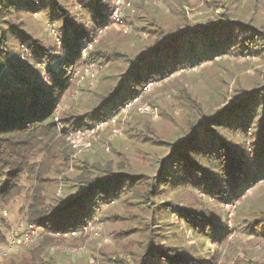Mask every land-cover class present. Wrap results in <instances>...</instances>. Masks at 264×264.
<instances>
[{"label":"trees","instance_id":"1","mask_svg":"<svg viewBox=\"0 0 264 264\" xmlns=\"http://www.w3.org/2000/svg\"><path fill=\"white\" fill-rule=\"evenodd\" d=\"M239 3L207 0L211 15L197 25L191 24L185 5L169 7L176 22L162 20L154 7L141 6L144 14H137L136 21L147 38L137 53L127 54L97 34L107 24L111 2L0 0V205L22 200L26 223L41 232L28 259L8 264H55L49 248L66 241L81 245L82 228L95 225L103 206H120L129 214L113 217L131 224L115 238L139 236L124 248L127 257L114 254L108 264H227L221 250H232L233 233L224 221L225 206L235 200L241 203L234 211V227L264 242L262 72L251 90L236 89L238 94H230L232 100L213 113H193L186 128L169 136L146 120L134 122L138 104L133 103L125 134L149 141L154 151L148 166L131 167L121 153L122 161L115 164L111 159L73 160L64 146L60 149L70 134L108 120L138 97L150 100L154 93L144 94L146 86L168 83L182 69L218 57L264 60V18L247 14ZM34 14L54 27L59 45L27 30L22 18L31 20ZM95 38L99 42L83 58L82 50ZM13 40L18 42L15 55ZM55 62L57 72L49 67ZM42 64L49 79L33 83L25 68ZM88 64L118 72L103 76V82L115 78L117 85L98 86L83 104L84 114L59 116L57 108L75 87L77 70ZM185 104L196 109L190 96ZM54 172H61L59 180L50 178ZM54 181L63 188L57 198L47 193ZM135 209L139 213H132ZM4 243L0 231V245ZM212 244L220 250H211ZM230 264L255 263L244 254Z\"/></svg>","mask_w":264,"mask_h":264},{"label":"rangeland","instance_id":"2","mask_svg":"<svg viewBox=\"0 0 264 264\" xmlns=\"http://www.w3.org/2000/svg\"><path fill=\"white\" fill-rule=\"evenodd\" d=\"M114 3V0H105ZM207 0H126L130 4V9L123 11L124 25L128 27L125 32L121 27L108 24L100 35L105 38L110 48L122 50L125 53L135 54L141 49V45L145 42L147 34L144 30L138 28L136 21L137 14H144L141 6L154 7L157 15H161L162 20L167 22H176L177 15L171 14L169 7L178 8L185 5L184 9L193 25H197L210 17V10L207 9ZM256 1H259L258 7L253 8ZM239 5L247 11V14L254 16H262L264 18V0H239ZM261 6H263L262 9ZM156 12V11H155ZM22 21L25 22L29 31L36 32L35 36L45 34L52 42L57 41L56 31L54 27L49 25L47 20L38 14H34L31 18L23 16ZM41 33V34H40ZM99 42L96 38L95 43ZM15 47L14 55L17 53L18 42L13 40ZM108 45V46H109ZM20 62V67L23 65ZM91 66L85 73L86 67L79 68L75 74V87L61 100L57 114L62 113L74 114L80 116L84 114L83 104L86 103L88 95L97 89L101 84L116 86V79L103 82V76L114 74L108 65L89 64ZM49 67L53 72L59 71V65L55 63ZM88 67V66H87ZM47 67L45 64L38 65L37 68H25L27 75L32 79L33 83H40L48 80ZM264 73V60L259 58H247L245 56L238 57H218L209 63L194 66L190 69H182L173 74L168 83L165 81L160 84L148 85L143 89V93L150 96L154 93V97L150 100L146 97H138L137 100L131 102L124 107L118 114L106 121L97 123L93 128L86 129L83 132L70 134L66 139L67 145H62L60 149L64 150L71 158L87 161H103L111 159L113 164L119 163L121 153L131 167L148 166L150 151L149 141L142 143V139L137 136H128L125 134L126 123L132 121L128 109L133 103H137V111L134 112V122L148 121L163 132L167 136L186 128L192 114L199 110L206 113H213L217 106L232 100L230 94H238L236 89L249 91L258 81V75ZM118 74V72L116 73ZM188 96L196 101V109H190L186 106ZM215 98V99H214ZM160 111L166 115L162 117ZM144 119V120H142ZM146 155V157H145ZM100 156V157H99ZM62 161H60V165ZM63 168V165L60 166ZM60 168L57 171H60ZM74 173L72 166L69 168V176ZM61 172H54L50 178L59 180ZM54 197H60L63 188L59 183L47 192ZM248 195L252 193L250 189ZM202 198H205L202 196ZM241 200H235L230 205H234L233 214L228 217L224 215L226 222L233 235L229 238L230 244L233 245L227 251L221 250V257L224 263H232L233 259L238 256L247 255L253 263L264 264V242L258 243V239L252 235H248L234 227V211L239 206ZM22 200H16L10 205H0V231L6 236L7 233L16 228L20 223L26 222L25 213H21ZM132 213H139L136 209ZM143 214V213H140ZM117 215L129 216L125 209L120 206H103L98 210L96 215V223L92 226L90 232L85 234L77 245L74 242L66 241L62 245L51 246L48 251V257H52L55 264H108L107 258H112L114 254H120L124 258V248L132 241L139 238L137 233L127 234L123 239L115 238V234L126 230L131 224L129 221L116 220L113 217ZM112 216V217H111ZM104 219V220H103ZM172 220V219H171ZM40 233L36 239L25 247H22L12 253L3 264H8L13 260L28 259L29 252L36 245L40 238ZM97 234V236H95ZM189 236V235H188ZM69 240V239H68ZM75 244V245H74ZM78 244V243H77ZM3 245H0V251ZM210 249L220 248L214 244L210 245ZM246 257V256H245ZM129 261V259L127 258Z\"/></svg>","mask_w":264,"mask_h":264},{"label":"built area","instance_id":"3","mask_svg":"<svg viewBox=\"0 0 264 264\" xmlns=\"http://www.w3.org/2000/svg\"><path fill=\"white\" fill-rule=\"evenodd\" d=\"M126 9H130L131 13H133V9H131L130 4L126 3V0H114L112 10L108 15V20L106 26L108 24L121 27L125 32L129 29L124 25V21L122 18L123 11ZM105 26V27H106ZM105 27H102L98 30V36H100ZM95 39H92L90 43H87L85 48L82 50L81 56L83 58L87 57L88 51L92 48V45L95 43ZM88 66V67H87ZM85 73L88 72V69L91 67L88 65L85 66ZM225 208L229 212L228 217L233 214L234 205H226ZM92 226L86 225L82 228V233L87 234L91 230ZM40 230L37 229L32 224H27L26 222L20 223L16 228L11 229L7 235L5 236V243L3 245V249L0 251V264H3L4 261L15 251L18 249L30 245L38 236ZM72 236H76L75 233H72ZM97 236V234H95Z\"/></svg>","mask_w":264,"mask_h":264}]
</instances>
